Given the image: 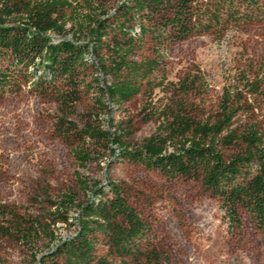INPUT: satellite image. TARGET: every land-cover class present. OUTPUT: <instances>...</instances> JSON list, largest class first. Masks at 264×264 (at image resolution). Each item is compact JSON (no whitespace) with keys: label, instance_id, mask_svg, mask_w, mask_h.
Listing matches in <instances>:
<instances>
[{"label":"trees","instance_id":"1","mask_svg":"<svg viewBox=\"0 0 264 264\" xmlns=\"http://www.w3.org/2000/svg\"><path fill=\"white\" fill-rule=\"evenodd\" d=\"M83 4L85 13L71 0H0V99L23 90L49 97L61 114L56 129L76 143L68 146L79 167L92 161L94 146L113 152L104 145L112 143L109 131L95 122L78 127L70 120L81 88L92 89L96 107H121L141 93L161 51L170 52L193 36L220 39L227 32L264 26V0H123L113 12L106 11L103 0ZM67 23L85 41L63 39ZM51 34L59 37L56 42ZM257 88L255 80L249 83V93ZM233 105L225 93L213 121L190 117L181 103L168 107L156 142L138 151L121 148L120 158L169 179L199 181L217 198L228 226L239 228L244 211L264 242V135L257 126L237 133ZM167 141L176 149L164 154L155 145ZM75 180L81 191L89 190L79 174ZM91 192L94 200L81 207L84 219L77 221L76 235L49 248L37 264H113L111 257L119 264H171L167 255L143 247V223L119 187L109 185V196L97 202L102 191ZM5 209L0 205V217L15 219ZM0 234H7L4 227ZM100 237L104 254H99Z\"/></svg>","mask_w":264,"mask_h":264},{"label":"rangeland","instance_id":"2","mask_svg":"<svg viewBox=\"0 0 264 264\" xmlns=\"http://www.w3.org/2000/svg\"><path fill=\"white\" fill-rule=\"evenodd\" d=\"M122 1L103 0L111 12ZM71 2L85 13L84 0ZM65 15L73 16L71 10ZM61 37L85 41L71 23L63 26ZM51 38L56 42L59 37ZM155 59L158 63L141 93L121 107H96L92 89H80L70 120L78 127L95 122L109 131L112 143L104 145L113 150L94 146L92 161L83 167L68 146L76 143L56 129L61 114L49 97L23 90L0 99V205L16 215L0 217V227L7 231L0 234V264H37L49 248L72 239L77 221L84 219L81 207L94 200L91 190L102 191L97 202L109 196V185L119 187L142 221L143 247L167 255L171 264H264L263 238L244 211L240 227L231 228L217 198L199 181L169 179L120 158L121 148L138 151L156 142L166 108L181 103L190 117L213 121L225 93L238 111L232 128L240 133L257 126L264 135V26L227 32L220 39L193 36ZM254 80L258 88L249 93ZM175 144L155 146L167 154L175 151ZM76 174L88 191L79 189ZM98 244L99 254L106 253L102 237ZM109 261L120 262L114 257Z\"/></svg>","mask_w":264,"mask_h":264}]
</instances>
